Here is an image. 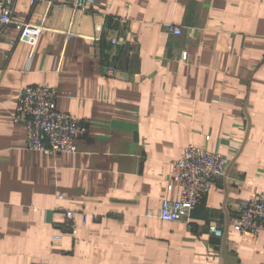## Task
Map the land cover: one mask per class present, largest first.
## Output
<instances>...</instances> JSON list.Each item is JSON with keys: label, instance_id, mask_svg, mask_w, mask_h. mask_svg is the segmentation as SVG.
<instances>
[{"label": "crops", "instance_id": "obj_1", "mask_svg": "<svg viewBox=\"0 0 264 264\" xmlns=\"http://www.w3.org/2000/svg\"><path fill=\"white\" fill-rule=\"evenodd\" d=\"M75 2L16 1L18 20L48 13L34 46L0 22V264H264V231L236 229L241 200L264 187V0H96L68 37ZM109 9L131 22L83 37ZM31 85L58 88V109L83 124L77 153L25 148L12 116ZM189 144L226 155V176L190 223L149 216L180 197L172 162ZM67 210L99 218L78 216L73 235Z\"/></svg>", "mask_w": 264, "mask_h": 264}, {"label": "built area", "instance_id": "obj_2", "mask_svg": "<svg viewBox=\"0 0 264 264\" xmlns=\"http://www.w3.org/2000/svg\"><path fill=\"white\" fill-rule=\"evenodd\" d=\"M17 0H0V22L4 25H14L20 32L19 39L37 44L42 31L48 29L45 25L48 13L41 24L21 21L14 14ZM39 0H31L35 5ZM96 0H76L70 7V26L64 33L68 37L79 35L73 30V25L80 17L95 13ZM51 9L54 5L49 4ZM103 21L97 26L94 34L82 35L92 42H100L108 23L128 25L129 18L106 10L100 13ZM171 32L180 34L182 29L170 27ZM111 44L120 47L122 41L117 36L110 37ZM185 57V56H184ZM105 72L111 76L122 75L115 66H108ZM60 97L56 87L46 85H31L24 88L17 97V107L13 121L26 128L27 139L25 148L48 155L61 153L75 154L78 152V142L85 133L83 124L72 114L60 111L57 101ZM230 159L219 150H208L194 144H189L183 154L172 162V180L180 184V197L176 200H164L157 212L149 211V216L156 215L164 221H181L190 223L193 210L210 192L214 183L225 177ZM62 198V196H60ZM82 222L97 220V214H89L67 210L63 228L76 235L78 233L77 218ZM236 229L240 234L251 233L254 237L264 231V187L257 193L241 200L237 213ZM208 230L217 237H224V230L216 224H210Z\"/></svg>", "mask_w": 264, "mask_h": 264}, {"label": "rangeland", "instance_id": "obj_3", "mask_svg": "<svg viewBox=\"0 0 264 264\" xmlns=\"http://www.w3.org/2000/svg\"><path fill=\"white\" fill-rule=\"evenodd\" d=\"M117 24H119V23H108L107 26H106V28H105V30L112 31V30L114 29V27H115ZM120 25H121V24H120ZM113 26H114V27H113ZM115 31H116V30H115ZM115 31L113 30L112 32L115 33ZM104 36H105V31H104ZM104 36H103V37H104ZM112 36H117V35L114 34V35H112ZM112 36H111V37H112ZM117 37H118V36H117ZM122 45H123V44H122ZM122 45H121V46H122ZM107 67H108V66H107ZM60 111H61V110H60ZM66 113H67V112H66Z\"/></svg>", "mask_w": 264, "mask_h": 264}]
</instances>
